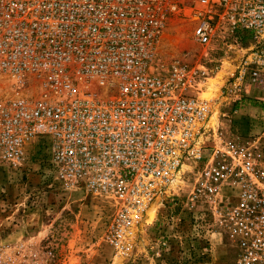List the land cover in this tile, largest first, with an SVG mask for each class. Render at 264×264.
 <instances>
[{"label": "built area", "instance_id": "built-area-1", "mask_svg": "<svg viewBox=\"0 0 264 264\" xmlns=\"http://www.w3.org/2000/svg\"><path fill=\"white\" fill-rule=\"evenodd\" d=\"M172 20L192 26L196 64L160 55ZM227 65L220 95H264V0H0V164L22 172L29 147L41 151L53 184L110 204L107 241L123 258L190 162L192 223L237 264H264V146L215 140L199 98ZM33 245L0 236V264H38Z\"/></svg>", "mask_w": 264, "mask_h": 264}, {"label": "rangeland", "instance_id": "rangeland-1", "mask_svg": "<svg viewBox=\"0 0 264 264\" xmlns=\"http://www.w3.org/2000/svg\"><path fill=\"white\" fill-rule=\"evenodd\" d=\"M168 26L160 45L165 63L200 61L201 49L188 39L192 26L176 20ZM231 70L227 65L207 81L205 88L221 78L212 100L206 101L205 89L200 94L211 109L206 128L215 130V140L260 138L264 146V95L249 90L242 104L226 92L220 95L219 88ZM45 160L31 146L22 172L0 164V236L13 245L34 244L38 264H237L236 251L224 237L210 234L202 220L192 223L189 206H185L192 174L176 180L172 192L153 202L150 214L146 212L138 225L130 253L115 258L107 241L110 204L53 184Z\"/></svg>", "mask_w": 264, "mask_h": 264}, {"label": "bare ground", "instance_id": "bare-ground-1", "mask_svg": "<svg viewBox=\"0 0 264 264\" xmlns=\"http://www.w3.org/2000/svg\"><path fill=\"white\" fill-rule=\"evenodd\" d=\"M187 25H190V24H187ZM167 30V29H166ZM166 32V31H165ZM159 53H160V55H162V53H161V49H159ZM221 79V78H220ZM220 79H218V80H214V81H211L209 84H208V86L205 88V86H206V84L204 85V87H203V89L201 90V93L204 91V89H205V91H206V101H210V100H212L213 99V96H212V92H215L216 91V89H217V87L219 86V84L221 83V80ZM2 84V83H1ZM3 85V84H2ZM200 93V94H201ZM199 98H200V95H199ZM201 99V98H200ZM209 103V102H208ZM209 117H210V115H209ZM207 122H208V120L206 121V123H205V127H206V124H207ZM188 165V166H187ZM191 163L190 164H185V165H183L182 166V168H181V170H180V172L178 173V175L176 176V179H175V181L176 180H179V179H181V177H183L184 175H183V172L185 171V170H188L191 166ZM187 166V167H186ZM184 169V170H183ZM153 204V203H152ZM152 204H150L149 206H148V208L152 205ZM146 209L145 210V212H144V214L142 215V217H140L141 218V221H140V223H139V225L141 224V222L145 219V216H146V212H147V214H150V212H151V208H149V209ZM137 229H138V227H137ZM137 229L134 231L133 230V232H132V234H136V231H137Z\"/></svg>", "mask_w": 264, "mask_h": 264}]
</instances>
